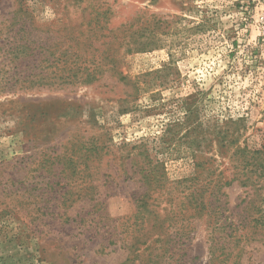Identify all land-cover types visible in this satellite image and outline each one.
<instances>
[{
	"label": "rangeland",
	"instance_id": "rangeland-1",
	"mask_svg": "<svg viewBox=\"0 0 264 264\" xmlns=\"http://www.w3.org/2000/svg\"><path fill=\"white\" fill-rule=\"evenodd\" d=\"M19 5L32 14L20 22ZM71 30L111 31L102 49L116 72L63 83L81 64L58 61ZM27 38L36 50L16 58ZM238 146L264 147V0H0V264H123L144 196L170 216L152 260L166 249L161 264H216L224 243L244 247L235 264H264L263 242L227 244L216 223L218 180L224 216L259 203L240 174L225 184ZM62 153L79 156L74 191L92 186L70 208L58 200L64 183L50 191L43 174ZM66 209L79 223L55 214ZM103 226L123 239L108 245Z\"/></svg>",
	"mask_w": 264,
	"mask_h": 264
},
{
	"label": "trees",
	"instance_id": "trees-1",
	"mask_svg": "<svg viewBox=\"0 0 264 264\" xmlns=\"http://www.w3.org/2000/svg\"><path fill=\"white\" fill-rule=\"evenodd\" d=\"M23 5H19L18 9L15 11V18L18 19L20 14L21 16H31L32 14L29 10H25L22 7ZM107 12L109 10H106ZM105 11V12H106ZM19 17V22L23 18ZM25 26V25H24ZM21 27V30H18L17 33L20 34L21 31H24L25 39L26 35L31 36L32 32L30 28ZM111 31L107 34L102 31L98 32H90V35L86 38H82L85 36L83 32H79L77 34L76 31L66 32L61 36L62 45H67L66 48L60 53V57L58 61L60 63H65L67 65L69 63V59L64 60L67 56L74 55L79 63H72L69 68V76L62 78L63 83L75 82L77 79H82L83 82L89 83L98 80V76L102 75L106 71V67H109V71L116 72L118 59L111 58V53L109 52L110 48L102 49L104 46H111V42H107L106 39L111 38ZM27 43L25 44H16L12 46L10 52L14 55H17L16 58L20 57L22 53H28V51L36 50V48H30V44L33 41L35 43L36 40L31 38H27ZM37 42V41H36ZM97 44H100L97 46ZM44 47V46H42ZM22 49V51H20ZM10 53V54H11ZM115 57V56H113ZM90 64V66H88ZM73 65V66H72ZM91 67V68H90ZM59 68V67H57ZM61 71H65L63 68ZM84 78V79H83ZM121 79H124L122 77ZM226 136L222 138L225 139ZM224 141V140H223ZM50 160V159H49ZM232 160L238 165L236 169H238L237 174L233 176L230 181H227L225 184L230 185L237 181L239 178L237 175H241L245 178L244 181L241 182V185L244 187H250L254 190V196L258 197L259 203H256L254 198H251L247 203V214L243 217L238 218L237 220H233L229 217L224 216L226 214V202L221 200V196L224 195L221 190L222 187L220 185L221 181H216V216H217V227L218 231H225V243L228 240L227 244L230 243H241L242 241H261L264 243V147L261 149H252L248 146L245 147H236L233 154ZM78 161L79 156L76 158H68L66 159L62 154H57V156L53 157V162L46 166L48 160L45 165L42 167H46V176L49 178L46 183V188L50 191H59L56 190L62 183H64V187H67L66 190L60 195L58 200H60L61 205L70 208L74 203L87 198L90 194L89 192L92 190V186L88 184L82 187L78 191H74V187L72 184L75 183L73 180H76V177L82 173V170H78ZM54 164H58L61 166V169H56ZM42 165V164H41ZM51 179H53L51 181ZM81 185H84L81 183ZM79 186V185H78ZM64 187L60 188V190L64 189ZM89 190V192H88ZM263 192L262 196L259 197L260 192ZM56 192V193H57ZM74 196H77V199H73ZM149 197L144 196L142 198H138L135 200L136 204V213H135V226L136 229L132 231L131 234H128L130 237V243L125 245V248L128 249L129 254L127 256L126 261L123 264H161L164 259V255L167 250L164 249V253L160 256V253L157 255L160 258H154L152 260L151 255H146V252L149 251H158L157 248L152 247V239H156V242L161 241V237L165 236L168 232L170 225L166 224L170 221L169 215H163L158 210L153 208V204L149 202ZM93 199L90 197V201ZM50 202V200H48ZM197 201V200H196ZM104 203H98V205L103 206ZM196 206L200 211L206 207V204L201 202H197ZM68 210L66 209L63 214L61 212L55 213L57 216L66 218V223H79L77 218H71L67 216ZM54 216V212H52ZM164 216V217H163ZM38 217H41L38 215ZM78 217V216H77ZM104 217V216H103ZM63 222V220H62ZM99 224L102 222V216H99ZM113 229L114 232L111 230ZM117 228H106L103 226L101 231L96 232L97 236H103L105 233L111 235L109 240V244L114 243L117 239H123V232L116 231ZM103 231V232H102ZM115 239L112 240V239ZM151 242V243H150ZM247 242V243H248ZM224 244V243H223ZM220 246L218 248L216 246V264H223L226 262L233 261L235 264L238 259H240L241 254L244 252V247L242 246L238 250L236 247L232 249L228 248L226 245ZM235 244V245H236ZM100 249H108L107 246H102L103 244H99ZM146 246V251L142 249V246ZM233 245V246H235ZM217 249L222 250L221 255H217ZM161 250V249H160ZM213 255V254H212ZM215 256H212V259Z\"/></svg>",
	"mask_w": 264,
	"mask_h": 264
}]
</instances>
